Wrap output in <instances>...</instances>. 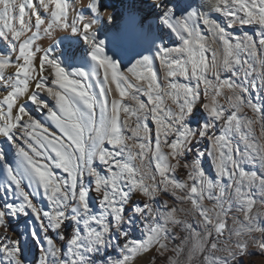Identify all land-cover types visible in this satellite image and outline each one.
Returning a JSON list of instances; mask_svg holds the SVG:
<instances>
[{
    "label": "snow or ice",
    "instance_id": "1",
    "mask_svg": "<svg viewBox=\"0 0 264 264\" xmlns=\"http://www.w3.org/2000/svg\"><path fill=\"white\" fill-rule=\"evenodd\" d=\"M107 7L102 0H88L79 10L73 0H0V40L7 42V51H0V264H94V256L127 237L124 229L134 217L147 221L143 238L129 241L119 258L105 264H133L153 249L173 253V264H181L185 253L187 264H244L249 243L264 252V214L256 211L258 203L264 206V0L207 5L228 18V28L257 25L258 38L230 36L190 0H149L144 15L133 0L126 30L152 36L157 50L155 57L130 62L126 71L97 39V27L115 19ZM149 18L159 22L155 30L153 24L145 30ZM161 29L180 45H157ZM57 30L83 42L88 71L67 72L51 48L38 46L41 34L51 37ZM154 59L163 68V83ZM224 72L235 79H222ZM179 77L195 84L179 83ZM29 103L45 113L52 130L34 118ZM197 109L202 123L192 126ZM201 139L209 141L215 178L201 163L203 153L186 162ZM243 163L260 173L245 171ZM179 169L186 170L184 178H178ZM93 193L98 211L90 203ZM165 195L170 199H161ZM233 210L238 215L230 228ZM188 216L196 217L202 231ZM21 218H28L24 233L9 236L13 219L19 224ZM176 229L187 235L170 247ZM50 231L66 240L64 249ZM37 246L39 257L29 261Z\"/></svg>",
    "mask_w": 264,
    "mask_h": 264
},
{
    "label": "rangeland",
    "instance_id": "2",
    "mask_svg": "<svg viewBox=\"0 0 264 264\" xmlns=\"http://www.w3.org/2000/svg\"><path fill=\"white\" fill-rule=\"evenodd\" d=\"M239 14L243 15V13H239ZM210 18L213 19V20H216L218 23H220L222 26H224L226 31L232 37H242L243 35L248 34V35L253 36L254 38H258L259 28H258L257 25H243V26L237 25L235 28H228L227 27L228 18L223 16L222 13L215 12V14L213 16H210ZM200 27H201V30L204 32V34L207 36L208 35L207 29H205L203 25H200ZM96 34L97 35H103L104 31L102 29H98V30H96ZM60 35L57 36L55 41L54 40L50 41V43L52 42V44L49 43L48 44L49 46L47 45L48 48H51V50H52L51 52L52 53L54 52V54H56L53 57L59 59L62 62V66L65 67L67 72H71V71H73L76 68H82L85 71H88L89 70L88 66L91 63V61L89 59H85V61L82 60V61L79 62V61L75 60V56L74 57H68L66 55H63V53H72L73 54L75 52V47L76 46L74 45L73 41H70L71 38H68L64 34H60ZM171 38H172L171 43L169 45L166 44L165 46H167V47H176V46L180 45L181 42L176 39L174 34H171ZM104 39H105L106 54L109 55L110 57H112L118 63L121 64V70L122 71H126V68L131 66L130 62L125 61L124 58H120L116 54V50H115L116 49V45L114 44L113 41H111L109 38H104ZM108 42H109V44H108ZM137 49H139L143 53V56H145V55H147V56L153 55L152 57H155L156 50H157L156 47H152L151 49H152L153 54H150L151 53L150 52V48L147 47L146 44H144L141 41L138 42ZM0 51H7L6 46L5 45L0 46ZM208 55L210 56V53ZM117 58H119V59H117ZM153 68L158 73L161 83H163L164 71H163V68L160 65V62H159L158 59H154ZM101 78H102V74H101ZM209 78L212 79V77H209ZM221 78L222 79H235L234 77L231 76L230 73H227V72L221 73ZM177 80H178L179 83H185V84L192 83V84H195V81H191L190 82V81L185 80L183 77H179V78H177ZM93 83H94V81H93ZM41 96L46 101H49L51 106H53V107L55 106V102L52 101L51 98H49L45 93H41ZM253 98L254 99L256 98L255 94H253ZM109 99H112V97H109ZM141 99L146 101L147 98L144 97V96H141ZM127 103L131 104L132 102L131 101H127ZM27 108L31 112V114L34 116V118H36L39 121L43 122L46 126H48L50 128V130H52L54 128V126L51 124V122L45 118V113L35 111L34 110V106L31 105L30 103L27 105ZM201 116H202V109H197L196 110V115L190 121L192 126H196L197 123H202ZM122 118H123V115H122ZM146 123H148L149 127L153 130V132H152V141H153V146H154V142H155V132H154L155 125L153 124L151 119L146 121ZM124 132H125V135H129V136L131 135V132H129L127 129H125ZM215 134L219 135V125L217 126V128L215 130ZM106 147H109V149H111V146L106 145ZM209 147H210L209 141H207L205 139H201L198 142H195L193 144V146H192V151L189 152L187 154V156H186V162H190L194 158L195 154L203 153L204 155L201 157V163H202L205 171L208 173V175L210 177L215 178V171H214V168L212 166L211 157H209L207 155ZM239 147L241 149H243V145H239ZM236 158H237V160H239V157H236ZM94 166L97 167V169L99 171H101L102 173L104 172V166L100 165L98 161L94 162ZM242 167L244 168L245 171H256L258 174L260 173L259 167L258 166H254L252 164L243 163ZM56 172H57V174H62V173H60V170H56ZM178 173H179L178 178H184L186 176V170L179 169ZM2 180H3V176L0 175V181H2ZM225 182H227V181H225ZM86 183H87V181H86ZM29 191H31V190L29 189ZM0 196H3V191L2 190H0ZM34 199L36 200V202L38 203V205L40 207L47 208V201L44 200L42 197L37 196V197H34ZM161 199H170V198L167 195H165V196L161 197ZM2 202L3 201H0V203H2ZM90 203H91V205L93 207V210L94 211H98V202L96 201L95 193H93L91 195ZM135 203H141V198L136 197L135 198ZM211 203L212 202H209L207 200L205 201V205L206 206L210 207ZM183 207L189 208L190 205L185 204V205H183ZM256 211L261 213V214H264V206H262V205H260L258 203L257 206H256ZM236 215H238V213H236L234 210H233L232 213H230V217H229V220H228V224H229L230 228L234 227V225L232 223V217H234ZM27 219L28 218H21V223H19V224H17L16 220L13 219V221H12V230L9 231L8 235L11 236L13 231L16 232V233L23 234L24 233V221H26ZM133 219L135 221L134 224L126 226L125 229H124L128 233L127 237L126 238L122 237V238H120L118 240L113 241L112 246L107 248L104 253H101V254H98V255L94 256V258H93L94 259V264H105V261H107L109 259L115 260V259L119 258L120 254H121V249L123 248V246L125 244H127L131 240H139V239L143 238V233L146 230L145 229V224L147 223V221H142V220L136 219L135 217ZM187 219L193 225V228L196 231H202V229L196 223V217L195 216H188ZM261 220L264 221V215L261 216ZM33 226H35V225H33ZM72 227H74V226H70L69 228H66L65 232L70 234L71 231H72ZM49 235L52 236V238L54 240H57L58 245L62 249H64L66 247V240L59 241L57 239V234L55 232L50 231ZM185 235H187V233L184 232L182 229H176L175 232L173 233L174 239H173L172 244L170 245V247H174L176 245H180L182 237L185 236ZM256 235L258 236L259 234H256ZM227 237H228V234L226 233L225 234V238H227ZM20 238L23 239L24 241H27V239H28L26 235H21ZM4 243H7V241H5ZM38 247L39 246H37V250H34L33 254H31L29 256V261L35 260V259H37L39 257ZM175 259H176V257L171 252L165 253L164 255H160L159 253H157L155 251V249H153V250H151V251H149L147 253H143V254L137 256L135 258L133 264H173ZM180 259H181V264H187V253H185V255L182 258H180ZM5 264H6V262H5ZM192 264H198V261L194 260L192 262ZM244 264H264V252H261L258 248L254 247L251 243H249L248 255L244 257Z\"/></svg>",
    "mask_w": 264,
    "mask_h": 264
},
{
    "label": "bare ground",
    "instance_id": "3",
    "mask_svg": "<svg viewBox=\"0 0 264 264\" xmlns=\"http://www.w3.org/2000/svg\"><path fill=\"white\" fill-rule=\"evenodd\" d=\"M87 2L88 0H73V5L77 10H79L84 5H86ZM132 2L133 0H102V3L108 6L107 7L108 12H110L114 16L115 19H114V22H109L105 19L103 21L102 26H98L96 30L102 29L104 31L103 35H97L98 40L102 39L105 41L104 38H109L116 45V49H115L116 54L120 58H124L125 61L135 63L137 59L143 56V53L139 49H137L138 42L141 41L144 44H146V46L150 48V52H151L150 54H153L151 48L154 46L151 43L152 36L147 35V34L134 35L126 30L127 8H128V5ZM135 2L137 4V7H143L144 11L141 12L140 15H144L145 12H147V3L149 2V0H135ZM190 3L192 4L193 8H195L198 12H202L209 16H213L215 14V12L211 11L210 8L207 7V5L213 4L214 0H190ZM157 23L159 22L154 21L152 18H149L147 21H145L144 28L146 30L148 24H153V27L155 30V24ZM17 27H18V24H17ZM60 34H64L68 38H70V33H65L63 31L57 30L53 33L51 37L44 36L43 34H41V38L37 42V44L39 47L43 49L50 43V41L52 40L55 41L57 36ZM160 34L163 36V40L162 41L158 40L157 45L161 43H163L164 45L166 44L169 45L172 40L170 32L167 29H161ZM70 41H73L74 45L76 46L75 52L73 53L75 56V60L80 62L82 60L85 61V59H88L87 56L85 55L86 46L83 44V42L79 40V38L77 37H72ZM6 44H7L6 41L0 40V46L2 45L6 46ZM50 44H52V42ZM48 46L46 48H48ZM51 55L54 56L56 54H54V52L53 53L51 52Z\"/></svg>",
    "mask_w": 264,
    "mask_h": 264
}]
</instances>
